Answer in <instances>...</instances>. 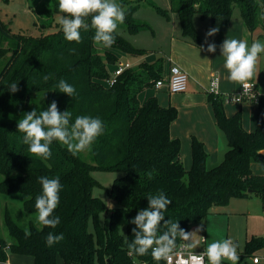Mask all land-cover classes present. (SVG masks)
<instances>
[{"label": "trees", "instance_id": "16d2710c", "mask_svg": "<svg viewBox=\"0 0 264 264\" xmlns=\"http://www.w3.org/2000/svg\"><path fill=\"white\" fill-rule=\"evenodd\" d=\"M28 2L39 18V23H35L40 35L13 32L0 14V209L4 196L5 206L13 201L27 212H37L35 200L42 194L38 178L58 177L62 188L53 215L60 217V224L49 228L30 223L26 229L12 219L6 207L5 221L11 239L0 229V264H7L9 252L29 255L34 264H95L97 259L102 264H157L151 250L137 256L130 255L128 249L136 227L130 221L139 210L148 207L149 194L163 190L172 201L165 220L178 221L188 232L214 207L227 205L233 198L251 193L264 197V174L252 167L254 162L264 161V98L258 107L257 127L250 131L243 125L241 110L228 115L223 96L209 92L208 101L218 127L226 135L228 149L219 164L209 167L204 143L192 136V164L186 168L181 158V140L171 134L177 107L162 105L156 95L139 98L142 91L154 88L156 81L164 78L162 60H143L107 85L121 53L141 56L146 50L133 46L118 29L110 47L94 41L95 30L91 27L86 32L81 29V43L69 42L59 24L64 14L58 10V0ZM127 3L123 0V4ZM150 4L169 17L152 1ZM138 8L139 2L126 9L125 21L118 28L138 32L147 27L135 17ZM236 8L249 30L261 29L260 35L264 36V0H171V10L180 17L183 36L194 41L199 38L193 24L196 13L209 18L214 28L229 24ZM86 22L90 25L91 17ZM102 46L104 54L99 50ZM45 75L50 79L45 81ZM61 79L75 87L73 98L58 91L56 85ZM12 83L18 85L15 93L8 90ZM52 101L57 102L61 112L71 111L73 121L82 115L101 118L105 131L91 150L73 155L66 146L53 141L50 159L28 152L17 123L34 109V103L43 111ZM94 169L123 173L108 189L115 207L109 208L93 194L98 184L91 174ZM29 196L31 199L26 198ZM101 212H109V224L100 223ZM26 231L31 235L26 237ZM49 232L63 233L64 239L49 247L45 240ZM263 241L264 236H253L247 241L246 251L254 252ZM181 242L177 239L176 245Z\"/></svg>", "mask_w": 264, "mask_h": 264}, {"label": "clouds", "instance_id": "9594fccd", "mask_svg": "<svg viewBox=\"0 0 264 264\" xmlns=\"http://www.w3.org/2000/svg\"><path fill=\"white\" fill-rule=\"evenodd\" d=\"M58 10L64 15L60 17L59 24L62 27L64 37L69 42H82L81 29L85 32L91 27L95 30L94 41L110 47L115 43V35L118 24L125 21L126 13L116 0H58ZM91 17V24L87 18ZM219 31L218 27L208 30L206 37H212ZM215 43L207 44L209 53L216 52ZM221 55L225 58L224 67L227 69L228 79L248 88L247 82L256 76V64L261 53H264V43L254 41L249 47L247 41L226 38L220 46ZM74 53L76 50L71 49ZM48 75L44 80H49ZM56 87L60 93L69 97L76 95V89L67 81L61 79ZM9 92H17V83L8 87ZM18 132L23 133L22 142L28 146L31 155L50 159L52 152L50 145L53 141L67 147L73 155L91 150L92 144L105 131L101 118L82 115L72 119V112H61L57 102L52 101L47 110L33 109L24 114L17 123ZM39 183L42 185V194L36 197L35 208L39 224L56 228L60 224V217L53 213L60 201L62 185L59 178L40 176ZM31 199V197H26ZM148 207L139 210L137 215L130 221L136 227L132 229L134 239L128 243L129 254L144 256L151 250L154 261L169 260L176 248L177 239L185 242L191 239L192 233L181 228L178 221L165 220V212L172 201L163 190L147 197ZM163 222V223H162ZM161 228L164 229L161 232ZM26 237L31 233L26 231ZM64 239L63 233L54 234L49 232L45 238L46 244L51 247ZM222 264L228 260L231 264H237L239 256L237 245L231 239L214 241L200 255L191 256V260L197 264ZM188 264V261H183Z\"/></svg>", "mask_w": 264, "mask_h": 264}, {"label": "rangeland", "instance_id": "374dc122", "mask_svg": "<svg viewBox=\"0 0 264 264\" xmlns=\"http://www.w3.org/2000/svg\"><path fill=\"white\" fill-rule=\"evenodd\" d=\"M150 1H152L154 5L159 6L164 11H166L169 14V17L162 13H159L150 4ZM138 2L139 8L135 12V17L138 21L146 23L147 27L141 28L138 32H130L124 27H119L118 32L129 42H131L133 46L146 50L145 55H155L156 58L161 59L164 63V61L166 62L168 57L170 56L172 40L175 38L185 40L182 34V25L180 17L177 12L171 10V0H128V3L126 5L123 4V0H116V3L120 4L123 7L124 11L128 9L131 5L138 4ZM0 11L2 18L10 24V27L13 32L22 31L26 34L40 35L41 30L39 28V25H36L35 23H39V18L37 16V13L29 7L28 0H10L8 3H6L4 0H0ZM238 17L242 18L239 9L236 8L234 10L232 19H237ZM193 24L200 37L205 41L209 39L210 42L211 37H206V33L209 29L212 28L210 19L203 18L199 13H196L194 15ZM261 32V29L253 31V35L250 36L247 40L249 47L254 41H260L264 43V36L260 35ZM99 50L100 53H105V48L103 46L100 47ZM133 60V55L129 53H122L119 63H129L130 66L134 67L139 65L140 62L145 59H138L137 63L135 62V64L132 65L130 61ZM113 67H115V65ZM248 82L257 83L259 91L264 93V53H261L259 55L256 64V76ZM105 84L107 83L105 82ZM165 89H167V87H163L161 89H156L152 87L142 91L140 95L142 99H145L146 96L152 93L153 95L157 96L160 102L166 103L165 105L167 106L172 104V99L169 98V95L168 93H166L167 91ZM36 96L37 94L34 95V98H36ZM42 97V99H44V95H42ZM236 104L238 103H225V111L227 112L231 109V106H236ZM258 107L259 106L257 104H253V108L250 109L253 110V115L256 114ZM34 109L37 110V112L41 111L40 105L37 103H34ZM235 109H237V106ZM251 115L249 114L250 117ZM182 157L183 155L181 156V158ZM188 157H191V153L189 152ZM182 160L184 162V158H182ZM254 164V171L264 174V161H257L254 162ZM209 167H213V165ZM91 174L93 178L98 181V184L94 186L93 194L95 196L100 197L109 208L115 207L116 203L110 198L108 194V189L111 188L114 180L120 177L123 173L119 171L94 169L92 170ZM2 178L3 176L0 174V179ZM1 203L2 205L0 209V229L3 234L7 237V239H11V237L6 227V207L8 208L12 219L20 226L26 229L29 228L30 223L34 224L37 227L41 226V224H39L37 221V212H27L19 203H15L13 201L8 202L9 204L5 206L6 197L4 196L1 197ZM249 209H254L255 212L258 214V217H249V214H247ZM109 216V212H101L99 215L100 223L102 225H105L106 223L109 224ZM260 218L264 221V197H261L258 193H251L248 197L233 198L227 205L216 206L212 210V212L207 216V218L204 219L202 223L197 225V229L193 231V234L195 239L199 238V240L202 235L206 237L207 240L204 244V249L207 248L208 244L214 241L231 239L237 245V254L239 256L237 264H264V241L263 245L259 246L254 252L248 253L246 251V245L248 241L246 239L248 223L253 227L254 223L257 222V219L259 221ZM204 226L206 227V230L204 229ZM252 229L253 228H251V230ZM122 231L124 232L125 228H122ZM93 232H95L94 226ZM189 232H192V228ZM29 259L31 260L33 258L26 255L22 257V255L17 253H8V260L10 261L9 264H30L28 261ZM33 261L32 264H34ZM95 264L102 263L99 259H97ZM222 264H231V262L228 260H224Z\"/></svg>", "mask_w": 264, "mask_h": 264}, {"label": "crops", "instance_id": "0c3cea01", "mask_svg": "<svg viewBox=\"0 0 264 264\" xmlns=\"http://www.w3.org/2000/svg\"><path fill=\"white\" fill-rule=\"evenodd\" d=\"M218 28L219 31L211 37L210 42L209 39L207 41L202 39L199 34L197 41H194L189 37H184L185 40L180 38L173 39L170 56L166 62H162L164 78L167 76V72L171 64L179 65L189 74L190 82L186 91L172 93L168 89H165L167 91L166 93L169 95V98L172 99L171 103L174 104V106H176L179 110L178 118H176L171 124V134L173 137H178L181 140V156L183 155L182 158H184V165L186 168H189L192 164V154L191 157H188V152L191 153L192 136H195L204 143L205 149L208 152V166L219 164L225 157V153L228 149L226 135L218 127L212 104L208 101L210 81L212 76L216 75L219 77L218 92L221 94L235 92L240 89V83L233 82L228 79L229 73L224 67L225 58L221 55L220 46L226 38L247 41L248 38L253 35V32L249 30L243 19L240 17L237 19H232L229 24L218 26ZM208 43H215L217 46L215 53H209L206 50ZM121 56L122 53L120 54V58ZM143 58L148 62H155L159 59L156 58L155 55H141L134 56V60L130 61V63L134 65L135 62L137 63L138 59ZM152 95L153 94L150 93L145 99ZM139 98L141 100H145L141 98V95H139ZM160 103L162 105L166 104L164 102ZM236 106L237 109L242 111V120L245 128L250 131L256 129L258 124L259 108H257L256 114L253 115V110H250L253 108L252 103L239 104V106L236 104ZM236 106H231V109L227 111V114L232 115L239 111L235 109ZM249 114H252L251 117ZM254 166L255 164L253 163V170ZM247 214H249V217H258V214L254 209H249ZM203 221L204 220L195 223L191 227L192 236L187 243L189 244L190 248L195 251L205 250L204 244L207 240L206 237L202 235L199 240V238L195 239L193 234V231L197 229V225ZM251 228L253 229L251 230ZM204 229L206 230L205 226ZM247 230V240L252 238L254 235H264V221L261 218L259 221L257 219V222L254 223L253 227L248 223ZM203 236L205 237L204 242L202 241ZM20 255H22V257L25 256L23 254ZM33 260L34 259H29L28 261L30 264H32ZM9 263L10 261L8 260L7 264Z\"/></svg>", "mask_w": 264, "mask_h": 264}, {"label": "built area", "instance_id": "2783aa9c", "mask_svg": "<svg viewBox=\"0 0 264 264\" xmlns=\"http://www.w3.org/2000/svg\"><path fill=\"white\" fill-rule=\"evenodd\" d=\"M130 67L129 63H119L111 71L109 79L106 81L107 85H111L115 82L116 77L119 76L125 69ZM219 77L213 76L210 81V91L214 94H221L218 92ZM189 84V74L186 70L181 68L179 65L171 64L169 66L167 76L156 81L154 88L161 89L167 87L172 93L184 92L187 90ZM248 88L244 89L241 85L240 89L235 92H227L221 94L224 98L225 103H252L259 105L261 98H264V93L259 91L258 84L255 82H247ZM202 241H205V237H202ZM204 250L195 251L190 248L189 244L185 241L176 245L173 253L169 260H163L162 264H183V261H188V264H197L190 258L193 255H200ZM136 264H151L148 262H138ZM205 264H207V258L205 257Z\"/></svg>", "mask_w": 264, "mask_h": 264}]
</instances>
